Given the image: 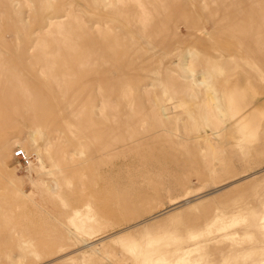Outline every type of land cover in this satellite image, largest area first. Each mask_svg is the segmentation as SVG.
<instances>
[{"label":"rangeland","instance_id":"rangeland-1","mask_svg":"<svg viewBox=\"0 0 264 264\" xmlns=\"http://www.w3.org/2000/svg\"><path fill=\"white\" fill-rule=\"evenodd\" d=\"M143 1L149 27L76 0L66 41L45 28L70 0H0V264H264V106L235 143L223 103L264 97V0Z\"/></svg>","mask_w":264,"mask_h":264},{"label":"bare ground","instance_id":"bare-ground-1","mask_svg":"<svg viewBox=\"0 0 264 264\" xmlns=\"http://www.w3.org/2000/svg\"><path fill=\"white\" fill-rule=\"evenodd\" d=\"M142 10H143V14H144V20H143V25H144V27H149V26H151L153 23H154V21H155V18H154V16L152 15V12H151V14H150V12L148 11V10H150V9H148V5H147V2H144L143 0H133ZM147 1V0H146ZM162 2V1H161ZM76 3V0H70V3H68V4H70L69 5V7L71 6V8L68 10L67 8H66V14L65 15H63V16H58V17H56L55 19H50V23L48 24V26L45 28V31L47 32V33H52V28L53 27H55L56 29H58V31H60V33L62 34L60 37L61 38H63V39H65L66 41H69V40H67L68 38L67 37H69L68 36V34L69 33H67V34H65L66 32H65V29H66V31L69 29V27H72V26H74V24L76 23V21L78 20V18L79 17H77L76 15H75V4ZM126 3H127V1H126ZM219 4V3H218ZM123 5V4H122ZM136 5V6H137ZM151 5V4H150ZM153 5V4H152ZM162 5V4H161ZM135 6V7H136ZM139 7H137V10L139 9ZM135 9V8H134ZM141 10V11H142ZM138 12H139V10H138ZM123 14V13H122ZM216 19V18H215ZM69 21V20H72L73 22H74V24H69V25H67L66 23H65V21ZM79 21H81L80 19H79ZM83 22V21H82ZM160 22H162V20H160ZM217 22V21H216ZM84 23V22H83ZM82 23V24H83ZM87 29V31L88 30H90V28H86ZM108 29V28H107ZM70 30V29H69ZM72 30V29H71ZM110 30V29H109ZM62 31V32H61ZM84 30H82V32H83ZM110 31H112V30H110ZM65 32V33H64ZM68 32V31H67ZM69 32H71V31H69ZM79 33V31H76V33ZM72 33V32H71ZM88 33V32H87ZM107 33V32H106ZM105 33V34H106ZM111 33V32H110ZM113 33V32H112ZM53 34V33H52ZM58 34H59V32H58ZM83 34V33H82ZM81 34V35H82ZM102 34H104V33H102ZM210 34V33H209ZM262 34H264V33H262ZM54 35V34H53ZM60 35V34H59ZM86 35V34H85ZM76 36V35H75ZM75 36H72L73 38L75 37ZM87 36V35H86ZM88 36H90V35H88ZM60 38V39H61ZM55 39H58V38H55ZM59 39V40H60ZM45 42V41H44ZM245 44V43H244ZM70 45V44H69ZM90 45H94L93 43H90ZM73 48V47H72ZM58 52V51H57ZM54 54H55V52H53ZM111 53V52H110ZM116 53V52H115ZM50 54V53H49ZM46 55V54H45ZM51 55V54H50ZM53 55V54H52ZM188 55V54H187ZM52 57H54V56H52ZM189 57V56H188ZM115 58V57H114ZM120 58V57H119ZM125 58V57H124ZM179 58V57H178ZM52 59H54V58H52ZM51 59V60H52ZM184 59H186V57L184 58ZM188 59V58H187ZM51 60L49 61V62H51ZM127 60V59H126ZM54 61H56V60H54ZM54 61H52L53 62V65H54ZM48 63V62H47ZM2 64V63H1ZM48 64H50V63H48ZM179 64H181L180 62H179ZM184 64V63H183ZM129 65V64H128ZM50 66H52L51 64H50ZM114 66V65H113ZM43 69V68H42ZM53 70V69H52ZM43 71V70H42ZM187 72V71H186ZM13 73V72H12ZM204 74V73H203ZM20 75V74H19ZM194 77V76H193ZM18 78V77H17ZM200 78V77H199ZM195 82V81H194ZM244 84H245V86H247V88H249L251 91L248 93L249 94V97L246 95L247 93H245V92H240L239 93V91L240 90H243L244 88V86L242 85V87L240 86L241 85V83H238V82H235V83H231V80H229L227 83H226V85H225V87H224V107H226V109H227V111H228V114H229V118H228V125H226L227 126V130H229V131H233V130H230V129H234L239 135L237 136V138H236V140H234L235 141V143L237 142V140H242V139H245V132H244V130H245V127L248 129V130H254L255 129V127H254V125H252V124H249V122H248V120H247V117H246V115H245V113L246 112H248L249 111V109H250V107H251V105L254 103L255 105H257L258 106V108L260 109V107H262V105L264 106V97L263 96H261V94H259V93H257V91H256V89H255V86H254V82L252 83V82H250L248 79H244ZM23 82H22V80H20V79H18V85L17 86H21V84H22ZM10 84H11V87L13 88V86H12V83L10 82ZM16 84H17V82H16ZM199 85L201 84V83H198ZM173 87V86H172ZM9 88V87H8ZM19 88V87H18ZM14 89V88H13ZM7 90V89H6ZM10 90H11V88H10ZM246 90V89H245ZM244 91V90H243ZM6 93H4V95H5ZM170 100V99H169ZM33 102V101H32ZM97 102V101H96ZM172 102V101H171ZM260 106V107H259ZM12 108H13V106H12ZM17 108H19V107H17ZM14 109H15V107H14ZM14 109H13V111H14ZM225 109V108H224ZM18 110V109H17ZM164 111V110H163ZM144 112V111H143ZM63 113V112H62ZM75 113V112H74ZM14 114H16L17 115V113H15V111H14ZM13 116V115H12ZM30 116V115H29ZM21 117V116H20ZM155 117L157 118V120L159 121V123H162V113L161 112H159V111H156L155 112ZM2 119V118H1ZM22 119H23V116H22ZM27 119V118H26ZM153 121V120H152ZM3 122V121H2ZM1 121H0V123H2ZM17 123H19V121H16ZM226 123V122H225ZM4 124H5V121H4ZM1 126L3 127L4 125L3 124H1ZM0 126V127H1ZM5 127V126H4ZM4 127H3V130H4ZM1 130V129H0ZM3 130H2V132H3ZM40 131V130H39ZM235 131H234V133H235ZM233 133V134H234ZM228 134V133H227ZM30 135H32L33 136V134H30ZM236 135V134H235ZM207 137V136H206ZM211 137V136H210ZM4 137L2 136V138H1V140H0V154H2V152H4L5 150H7V149H9V143L8 142H6L4 139H3ZM213 139H214V141H210L209 140V143H206V148H204L206 151H208V153H212V155L214 154V152H215V149L218 147L216 144H218V145H223V146H225V144L226 143H224V142H222L217 136H215V135H213ZM30 141H31V143L33 144V143H35L34 142V138H32V139H29ZM30 141H29V143H30ZM206 141H207V139H206ZM238 141V142H239ZM13 143H15V144H21L22 142L19 140V139H16L15 141H13ZM238 144V143H237ZM228 145V144H227ZM21 148H23L24 149V147H21ZM25 150V149H24ZM13 152H15V151H13ZM14 154V153H13ZM39 156V155H38ZM30 166H33V163L30 165ZM41 166H43L44 167V164H43V162H42V160H41ZM53 167H55V170H58V172L59 173H63V169L61 168V165H60V163H58L57 161L55 162H53ZM30 168V167H29ZM51 172H54V171H51ZM55 174V173H54ZM39 177V176H38ZM3 180V179H2ZM48 184V183H47ZM55 184V186L56 185H59V181H57V180H51V182L49 183V186H48V189L49 190H52V185H54ZM45 186V185H44ZM54 186V187H55ZM57 187V186H56ZM55 187V188H56ZM46 188V187H45ZM56 190V189H55ZM190 191H192L191 190V187H189L188 188V193L190 192ZM217 191H219V190H217ZM21 195H24V196H27V197H29V195L28 194H25V193H23L22 192V194ZM3 199H4V197H2V196H0V221H1V223H3L4 222V220H3V217H4V214H5V207H6V204H4V202H3ZM186 200V199H185ZM186 203H188V202H190V199H187L186 201H185ZM185 204V203H184ZM263 219V218H262ZM6 228V227H5ZM13 230H14V228H13ZM15 231V230H14ZM4 233V232H3Z\"/></svg>","mask_w":264,"mask_h":264},{"label":"built area","instance_id":"built-area-1","mask_svg":"<svg viewBox=\"0 0 264 264\" xmlns=\"http://www.w3.org/2000/svg\"><path fill=\"white\" fill-rule=\"evenodd\" d=\"M14 157L18 159L20 165L23 167H28L32 162L31 156L23 148L15 150Z\"/></svg>","mask_w":264,"mask_h":264}]
</instances>
